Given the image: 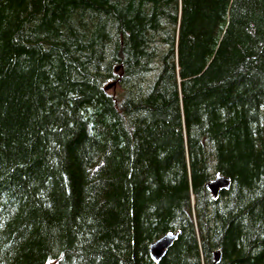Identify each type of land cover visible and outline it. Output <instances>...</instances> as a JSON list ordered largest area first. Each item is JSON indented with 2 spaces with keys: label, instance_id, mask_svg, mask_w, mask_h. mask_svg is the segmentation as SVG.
Listing matches in <instances>:
<instances>
[{
  "label": "trees",
  "instance_id": "1",
  "mask_svg": "<svg viewBox=\"0 0 264 264\" xmlns=\"http://www.w3.org/2000/svg\"><path fill=\"white\" fill-rule=\"evenodd\" d=\"M0 264H264V0H0Z\"/></svg>",
  "mask_w": 264,
  "mask_h": 264
},
{
  "label": "water",
  "instance_id": "2",
  "mask_svg": "<svg viewBox=\"0 0 264 264\" xmlns=\"http://www.w3.org/2000/svg\"><path fill=\"white\" fill-rule=\"evenodd\" d=\"M109 84L106 88H109ZM230 181L227 178L218 176L216 179L209 183L208 188L211 191L214 198L218 197L220 190H227L229 188ZM177 238V233H166L163 236L159 237L149 246V252L152 260L158 262L166 253L167 249L174 243ZM215 262L220 260V253L216 252L214 254Z\"/></svg>",
  "mask_w": 264,
  "mask_h": 264
},
{
  "label": "bare ground",
  "instance_id": "3",
  "mask_svg": "<svg viewBox=\"0 0 264 264\" xmlns=\"http://www.w3.org/2000/svg\"><path fill=\"white\" fill-rule=\"evenodd\" d=\"M211 183V182H210ZM220 193V192H219ZM219 196V195H218Z\"/></svg>",
  "mask_w": 264,
  "mask_h": 264
}]
</instances>
